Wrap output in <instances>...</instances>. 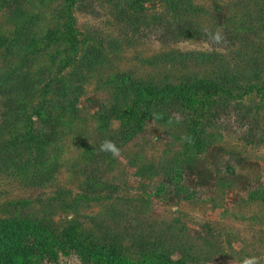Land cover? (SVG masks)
I'll use <instances>...</instances> for the list:
<instances>
[{"label": "rangeland", "instance_id": "rangeland-1", "mask_svg": "<svg viewBox=\"0 0 264 264\" xmlns=\"http://www.w3.org/2000/svg\"><path fill=\"white\" fill-rule=\"evenodd\" d=\"M139 1L145 6L146 22L138 34L113 17L115 6L111 0H86V5L92 6L84 11L80 2L76 4L72 19L78 38L77 54L70 34L63 31V21L57 19L62 6L65 14L69 13L64 0H33L28 5L40 15L34 35L37 43H41L34 68L40 89L57 75L70 77L73 66L62 71L61 65L71 56L76 61L80 59L88 44L105 40L106 56L95 71L86 74L84 82L76 84L82 89L77 107L53 111L62 122L58 143L60 169L55 178L45 185L29 187L19 171H0V219L32 211L40 216H53L60 227L76 220L83 230L99 238L100 221H111L112 215L106 216L116 211L122 223L118 229L124 231L128 225L129 231L153 233L158 245H169L174 260L187 253L191 259L187 264H241L246 257H257L264 264V201L254 195L264 189V141L248 143V134L255 132H250L249 126H240L234 116L224 117L218 129H208L209 141L214 142L206 151L192 156L185 151V133L179 136L175 127L147 121L128 141H120L119 157L111 155L102 165L103 181L108 186L99 200L81 203L76 213L58 211L51 215L53 208L49 204L60 190L70 192L71 198L83 193L87 152L103 136L108 139L119 135L122 121L115 116L114 109H126L132 99L124 87L141 81L155 85L183 84L192 75L204 76L212 71L214 60L219 62L222 56L228 60L236 58V51L251 65L257 62L264 69V0H190L193 10L189 17L202 31L232 35L235 44L229 48H215L203 39H176L172 35L166 36L171 42L163 43L160 39L165 34L155 19L174 21L165 0ZM6 12H0V33L11 37L14 27ZM60 29L63 30L58 39H52L51 43L45 39L50 31L57 33ZM114 39L121 45L114 48ZM196 54L213 59L206 66L204 59L194 58ZM240 65L249 72V66ZM252 83H264V71L258 80L254 76ZM44 94L38 92L40 98ZM1 100L0 96V127ZM243 102L260 116L264 128V91L248 94ZM145 165H182L177 177L181 178L184 191L176 190L165 170L152 179L139 176V169ZM131 244L129 236H125L124 245L130 249ZM36 264L82 262L72 252L60 256L57 262L42 258Z\"/></svg>", "mask_w": 264, "mask_h": 264}, {"label": "trees", "instance_id": "trees-1", "mask_svg": "<svg viewBox=\"0 0 264 264\" xmlns=\"http://www.w3.org/2000/svg\"><path fill=\"white\" fill-rule=\"evenodd\" d=\"M32 1L0 0V12L7 11L9 21L14 27L11 37L0 33V96L3 108V122L0 127V171H19L26 186L38 187L50 183L60 169L58 143L61 139L59 128L62 122L59 117L53 115V111L77 107L82 89L76 84L84 82L86 74L95 71L103 61L106 56V41L88 44L77 61L71 56L60 67L63 71L73 66L69 73L71 76L59 78L57 75V78L51 79L40 89L34 74L41 53V43H37L38 40L34 37L40 15L29 9L28 5ZM85 1L64 0L65 10L69 13L66 15L62 6L60 10L63 11L57 19L63 21L61 24L65 28L57 33L50 31L45 37L49 43L52 39H58V34L63 30L70 34L73 51L77 54L78 38L73 25L72 8L80 2L82 11L89 10L92 4L86 5ZM111 1L115 6L113 17L133 34L140 33L146 22L144 4L139 0ZM165 2L174 21L164 17L155 19L163 28L161 31L165 35L160 39L163 43L171 42L166 36L172 35L176 39H203L212 43L215 48L234 46L232 35L220 34L222 39L216 42L212 38L216 33L202 31L197 26L189 17L193 10L190 0ZM112 43L114 48L119 43L121 45L116 39ZM236 52L237 59L233 57L228 60L222 56L219 62L214 60L215 68L212 71H207L204 76L192 75V78L183 84L155 85L141 81L124 87L132 99L126 109H114L115 116L122 121V128L117 137L108 139L118 146L120 141L125 143L140 132L147 121L155 120L177 128L179 136L185 133V151L192 156L206 151L214 142L209 141L210 135L206 133L208 129H218V123L224 117L234 116L240 126H249L250 132H255L253 135L248 134L252 140L249 139L248 143L257 140L263 142L264 128L260 116L245 104L243 99L253 92L261 94L264 91V83H252V78L256 76L258 80L264 69L257 62L251 65L250 61L243 59L244 55ZM194 58L204 59L206 66H209L213 59L212 56L199 54ZM240 63L249 66V72L243 69ZM120 79L121 82L125 81L124 77ZM39 91L45 93L42 98L38 95ZM105 139L107 137L103 136L86 154L88 164L83 170V193L71 198L70 192L60 190L49 204L53 208H50L51 215L58 211L76 213L81 203L99 200L107 190L108 184L103 181L101 167L111 158V154L99 150L101 142ZM181 167L182 165H145L139 169L138 174L152 179L165 170L176 190L183 192L185 186L181 178L177 177ZM254 195L264 201V189ZM111 213L106 216L110 218L112 215L111 221L101 220L98 225L99 238L83 230L76 220L68 221L60 227L53 216H40L32 211L28 214L14 213L8 218L0 219V264H36L42 258L57 262L60 256H68L72 252L77 254L82 264H187L191 260L189 254H185L186 250H183L185 255L182 259L174 260L169 245H158L154 241L153 233L146 235L134 229L129 231L128 225L124 231L118 229L122 224L121 217L116 211ZM125 236H129L132 241L130 249L124 245Z\"/></svg>", "mask_w": 264, "mask_h": 264}, {"label": "clouds", "instance_id": "clouds-1", "mask_svg": "<svg viewBox=\"0 0 264 264\" xmlns=\"http://www.w3.org/2000/svg\"><path fill=\"white\" fill-rule=\"evenodd\" d=\"M216 42H220L222 37L219 31L212 37ZM101 152L110 153L113 157L121 155L120 148L110 139H105L100 144ZM241 264H260V259L257 257H246L242 260Z\"/></svg>", "mask_w": 264, "mask_h": 264}]
</instances>
